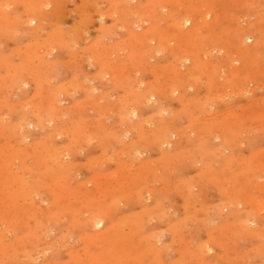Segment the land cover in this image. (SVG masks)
Listing matches in <instances>:
<instances>
[{
    "label": "rangeland",
    "instance_id": "1",
    "mask_svg": "<svg viewBox=\"0 0 264 264\" xmlns=\"http://www.w3.org/2000/svg\"><path fill=\"white\" fill-rule=\"evenodd\" d=\"M124 2L0 0V264H264V0Z\"/></svg>",
    "mask_w": 264,
    "mask_h": 264
},
{
    "label": "bare ground",
    "instance_id": "2",
    "mask_svg": "<svg viewBox=\"0 0 264 264\" xmlns=\"http://www.w3.org/2000/svg\"><path fill=\"white\" fill-rule=\"evenodd\" d=\"M132 0H125V2H126V4H130V2H131ZM124 2V3H125ZM197 17V16H196ZM185 23L186 24H189V23H191V20H186L185 21ZM184 23V24H185ZM185 24V25H186ZM253 31V30H252ZM249 34H252L251 33V31H244V32H241V35H240V38H238L239 39V42H240V45L242 46V49H244V50H248L249 49V47H247L246 46V44H247V42L249 41V40H251L250 38H249ZM239 37V36H238ZM250 42V41H249ZM248 52H249V50H248ZM242 53H244L243 51H242ZM133 116H136V112H133Z\"/></svg>",
    "mask_w": 264,
    "mask_h": 264
}]
</instances>
